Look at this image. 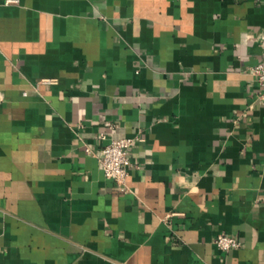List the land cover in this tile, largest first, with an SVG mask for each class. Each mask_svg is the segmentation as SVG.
<instances>
[{"label":"crops","instance_id":"0c3cea01","mask_svg":"<svg viewBox=\"0 0 264 264\" xmlns=\"http://www.w3.org/2000/svg\"><path fill=\"white\" fill-rule=\"evenodd\" d=\"M263 32L264 0H0V264H264Z\"/></svg>","mask_w":264,"mask_h":264},{"label":"built area","instance_id":"2783aa9c","mask_svg":"<svg viewBox=\"0 0 264 264\" xmlns=\"http://www.w3.org/2000/svg\"><path fill=\"white\" fill-rule=\"evenodd\" d=\"M258 45L261 49V62L253 69L252 74L258 84L257 100L264 105V32L258 36ZM104 138V137H103ZM133 140L128 138L112 139L101 150L100 165L104 177L114 182L120 192L126 193V181L131 163L128 150ZM219 250L228 251L239 247V243L231 236L220 234L215 240Z\"/></svg>","mask_w":264,"mask_h":264}]
</instances>
